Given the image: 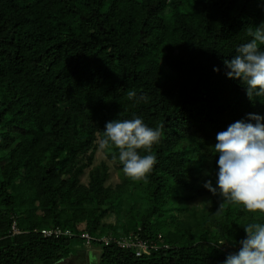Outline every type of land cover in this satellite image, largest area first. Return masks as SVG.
Here are the masks:
<instances>
[{
	"label": "trees",
	"instance_id": "16d2710c",
	"mask_svg": "<svg viewBox=\"0 0 264 264\" xmlns=\"http://www.w3.org/2000/svg\"><path fill=\"white\" fill-rule=\"evenodd\" d=\"M261 24L264 0H0V264H56L83 249L39 233L52 225L140 227L168 245L143 256L94 245L97 264H223L243 227L264 223L203 186H215L216 133L264 116V98L250 99L223 63ZM135 117L161 131L138 150L156 156L152 170L128 177L118 150L103 149L122 181L106 185L103 162L81 182L106 122Z\"/></svg>",
	"mask_w": 264,
	"mask_h": 264
},
{
	"label": "clouds",
	"instance_id": "9594fccd",
	"mask_svg": "<svg viewBox=\"0 0 264 264\" xmlns=\"http://www.w3.org/2000/svg\"><path fill=\"white\" fill-rule=\"evenodd\" d=\"M250 35L252 39L238 46L237 54L223 63L226 76L240 80L250 99H261L264 98V47H261L264 46V24ZM213 71L219 69L214 67ZM135 95V92L128 93L130 99ZM247 115V120H237L216 133L215 186L211 180H206L203 186L213 195L264 216V116ZM160 137L161 131L149 127L140 117L111 120L105 124L99 148L118 150L123 173L139 180L152 170L156 156H141L138 150L150 152ZM243 229L246 236L239 241V249L228 254L223 264H264V223H249Z\"/></svg>",
	"mask_w": 264,
	"mask_h": 264
},
{
	"label": "built area",
	"instance_id": "2783aa9c",
	"mask_svg": "<svg viewBox=\"0 0 264 264\" xmlns=\"http://www.w3.org/2000/svg\"><path fill=\"white\" fill-rule=\"evenodd\" d=\"M10 232L11 234L21 232L15 218L12 220ZM39 233L46 238L67 237L69 239L79 240L82 248L87 250L92 249L94 245H115L118 248L132 251L135 256L149 255L158 251L160 248L168 247L166 243L162 242L161 234H158L156 237H147L142 234V229L140 227L121 235L106 233L92 235L86 230L74 231L68 227L52 225L40 228Z\"/></svg>",
	"mask_w": 264,
	"mask_h": 264
},
{
	"label": "rangeland",
	"instance_id": "374dc122",
	"mask_svg": "<svg viewBox=\"0 0 264 264\" xmlns=\"http://www.w3.org/2000/svg\"><path fill=\"white\" fill-rule=\"evenodd\" d=\"M105 162L109 167V175L108 179L106 180V185L115 186V184L120 183L122 181V173L119 171L116 166L110 162L103 150L99 148V141L96 143V151L93 158V162L91 165L86 167L83 174L80 175V181L83 183H87L89 179V172L94 167L98 166L99 164ZM191 205L199 206L200 208H203L204 204L202 202L196 201L194 203H191ZM187 211L186 209H183L182 211L174 210V215H176L179 219H184L186 216ZM20 219V217L18 218ZM231 245L224 243L223 248L225 250H228ZM100 252V248L97 246H94L92 249H82L77 253L76 255H72L68 257L67 259H64L56 264H97L98 263V253Z\"/></svg>",
	"mask_w": 264,
	"mask_h": 264
},
{
	"label": "crops",
	"instance_id": "0c3cea01",
	"mask_svg": "<svg viewBox=\"0 0 264 264\" xmlns=\"http://www.w3.org/2000/svg\"><path fill=\"white\" fill-rule=\"evenodd\" d=\"M84 249V248H83Z\"/></svg>",
	"mask_w": 264,
	"mask_h": 264
}]
</instances>
